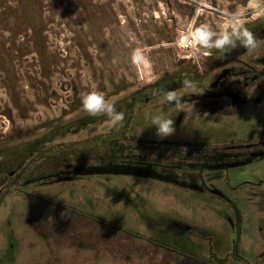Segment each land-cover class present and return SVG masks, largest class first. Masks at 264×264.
<instances>
[{
	"label": "rangeland",
	"instance_id": "374dc122",
	"mask_svg": "<svg viewBox=\"0 0 264 264\" xmlns=\"http://www.w3.org/2000/svg\"><path fill=\"white\" fill-rule=\"evenodd\" d=\"M249 3L0 0V149L49 135L53 153L3 180L0 264H264V103L183 112L164 138L149 117L175 110L133 104L122 136L141 160L110 165L103 140H125L106 118L83 124L81 106L96 90L118 111L164 76L202 72L181 38L219 30L225 11L258 23Z\"/></svg>",
	"mask_w": 264,
	"mask_h": 264
},
{
	"label": "flooded vegetation",
	"instance_id": "af4514ba",
	"mask_svg": "<svg viewBox=\"0 0 264 264\" xmlns=\"http://www.w3.org/2000/svg\"><path fill=\"white\" fill-rule=\"evenodd\" d=\"M257 38L260 39L258 47L252 52L239 46L232 48L229 52L221 53L216 49H211V55L205 57V69L194 71L191 74H180L172 78L165 76L150 85L149 92L141 97L137 93L132 97V104L148 105L160 100L153 105L152 110L169 109L175 110L170 113L173 119V126L179 125L183 120V111L178 112L175 107H169L162 103L163 97L157 95L152 99H147L153 93H160L161 90H175L182 94L181 102L195 101L194 117L197 114L214 117L229 115L230 113H240L249 107H258L264 103V18L258 23L247 26ZM199 68V67H198ZM184 79L194 81L198 89H202L199 95L189 94L182 89L181 82ZM259 80L252 96H247L243 89L251 82ZM147 99V100H146ZM192 116V117H193ZM187 118V117H186ZM200 118V117H199ZM195 120L194 118H191ZM211 119V118H207ZM251 146V145H249ZM248 150V149H247ZM250 152V151H247ZM256 151L253 148L251 153ZM249 154H241L248 157Z\"/></svg>",
	"mask_w": 264,
	"mask_h": 264
},
{
	"label": "clouds",
	"instance_id": "9594fccd",
	"mask_svg": "<svg viewBox=\"0 0 264 264\" xmlns=\"http://www.w3.org/2000/svg\"><path fill=\"white\" fill-rule=\"evenodd\" d=\"M264 0L256 2L250 0L249 7L258 9L257 16L264 15ZM245 14L243 9H238L232 12L225 11L224 20L219 30H213L209 24H200L191 29L188 34L181 38L180 44L192 51V58L195 61L201 57L211 55V49H216L221 53L229 52L232 48L239 46L252 52L255 50L260 39L255 34L245 27ZM136 60H143L137 53ZM259 80L251 82L243 89L247 96H252ZM182 89L189 94L199 95L202 89H198L196 83L190 79H184ZM199 93V94H197ZM159 95L163 97L162 103L169 107H175L178 112L191 113L194 111L195 101L181 102L182 94L175 90H161ZM81 106L85 112L90 115L102 114L106 117L107 126L117 128L120 126L124 118V114L117 111L115 106L105 98L103 92L92 90L81 98ZM150 125L155 127L156 135L159 138H164L174 132L173 119L168 117L165 112L159 111L149 117Z\"/></svg>",
	"mask_w": 264,
	"mask_h": 264
},
{
	"label": "trees",
	"instance_id": "16d2710c",
	"mask_svg": "<svg viewBox=\"0 0 264 264\" xmlns=\"http://www.w3.org/2000/svg\"><path fill=\"white\" fill-rule=\"evenodd\" d=\"M132 107L133 104H126V106L121 107L118 109V111L122 112L124 114V118L122 122L120 123V126L112 130V134L116 131V134L120 136L123 140H125L124 143L119 142L117 139H111L108 138L106 140H103L106 146V154L104 156L105 164H113V161H132L137 162L141 159H139L138 156L134 157V147H138L135 145V137H129L126 138L125 136H122L124 124L127 125L128 121L131 119V113H132ZM100 118H106V117H100V114L92 115L89 118H87L85 123L83 124H90L91 121L100 120ZM54 134V133H53ZM52 137L49 135H44L40 138H37L30 143H20L17 145V147L13 148L11 152H7L8 149H0V187L3 185V180L5 178L8 179H14L18 178L21 174L25 173L27 170V167L30 166L31 163H33L35 160L41 158L43 159H51L53 158V153L51 152L52 146L46 147L44 149H41L45 144L49 143ZM27 144V145H26ZM23 146V147H22ZM115 165V164H114ZM109 170L112 171H135L136 169L133 168H126V167H118L114 166L112 169L109 167H106ZM17 171V173H15ZM12 174H15V176H12ZM49 177L51 175H48ZM8 188L5 187L1 191H6Z\"/></svg>",
	"mask_w": 264,
	"mask_h": 264
},
{
	"label": "water",
	"instance_id": "95a60500",
	"mask_svg": "<svg viewBox=\"0 0 264 264\" xmlns=\"http://www.w3.org/2000/svg\"><path fill=\"white\" fill-rule=\"evenodd\" d=\"M158 94H159V93H153V94L150 95L147 99H149V98L152 99L153 97L157 96ZM147 99H146V100H147Z\"/></svg>",
	"mask_w": 264,
	"mask_h": 264
},
{
	"label": "crops",
	"instance_id": "0c3cea01",
	"mask_svg": "<svg viewBox=\"0 0 264 264\" xmlns=\"http://www.w3.org/2000/svg\"><path fill=\"white\" fill-rule=\"evenodd\" d=\"M182 264V263H181Z\"/></svg>",
	"mask_w": 264,
	"mask_h": 264
}]
</instances>
